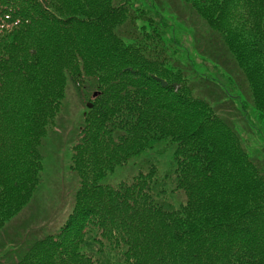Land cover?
<instances>
[{
	"label": "trees",
	"instance_id": "1",
	"mask_svg": "<svg viewBox=\"0 0 264 264\" xmlns=\"http://www.w3.org/2000/svg\"><path fill=\"white\" fill-rule=\"evenodd\" d=\"M179 1L202 27L159 0H0V231L43 183L70 89L85 106L72 212L15 264H264V0Z\"/></svg>",
	"mask_w": 264,
	"mask_h": 264
},
{
	"label": "rangeland",
	"instance_id": "2",
	"mask_svg": "<svg viewBox=\"0 0 264 264\" xmlns=\"http://www.w3.org/2000/svg\"><path fill=\"white\" fill-rule=\"evenodd\" d=\"M159 2L163 6L167 5L163 9L171 10L178 20L184 19L187 26L191 21H198L196 28L202 27V23L196 16L193 15L191 19L190 11L179 3V0H159ZM177 11L182 12L183 15H179ZM201 32L202 30L197 31L199 37L200 35H205ZM217 42L213 41L211 43L214 45ZM194 58L195 55L190 52L187 59L195 61ZM200 71L217 81L224 77L223 72L213 64L209 68L203 67ZM233 75L234 77L237 76L235 72H233ZM195 83V89L200 96L208 97L214 102L215 106L219 103V98L211 94V92L217 93L216 90L207 88L202 81ZM233 93L237 94V91L235 90ZM219 109L225 113L230 121L236 120L239 126H243V116L235 106L222 105ZM84 113L85 106L83 102L78 99L74 90L70 89L67 101L64 104V110L57 122L55 133L51 135L50 132L49 137L44 140L41 147L45 166L43 183L34 201L0 232V264H12L15 261L12 255H16V249H21L31 236L41 235L45 230L49 231L50 234L54 233L66 222L72 211L74 196L79 187V178L70 170V148L74 143L73 135L76 134ZM253 122L255 123V121ZM244 127L247 128V124ZM249 135L253 137L252 134L249 133ZM259 151L258 157H264V151ZM166 161L168 162V160L164 159L163 162L165 170L168 169ZM139 164L133 163L126 168L118 169L104 183L116 184L123 179H131L138 173ZM178 199L184 200V195H179Z\"/></svg>",
	"mask_w": 264,
	"mask_h": 264
}]
</instances>
